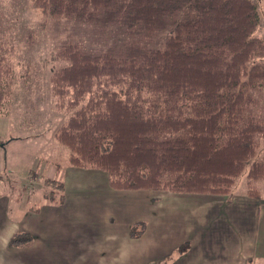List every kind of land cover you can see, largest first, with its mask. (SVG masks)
Here are the masks:
<instances>
[{"label": "trees", "instance_id": "1", "mask_svg": "<svg viewBox=\"0 0 264 264\" xmlns=\"http://www.w3.org/2000/svg\"><path fill=\"white\" fill-rule=\"evenodd\" d=\"M34 1L45 15L101 34L120 25L137 39L118 54L60 50L68 66L52 73L51 93L70 116L55 138L71 166L107 173L116 191L228 196L254 160L248 193L259 197L252 184L264 178L255 159L264 122L252 107L264 87V40L255 36L254 0ZM156 31L169 33L163 47L144 46ZM12 54L0 46V114L13 92ZM45 183L64 190L62 180ZM145 229L134 224L130 237ZM32 243L28 232L10 240L11 247Z\"/></svg>", "mask_w": 264, "mask_h": 264}, {"label": "rangeland", "instance_id": "2", "mask_svg": "<svg viewBox=\"0 0 264 264\" xmlns=\"http://www.w3.org/2000/svg\"><path fill=\"white\" fill-rule=\"evenodd\" d=\"M254 2L260 15L255 36L264 40V0ZM154 33L143 45L163 47L169 33ZM136 40L126 35L120 25L101 34L89 23L45 15L35 6L34 0H0V46L13 50L11 61L15 70L12 95L0 114V198L6 194L11 199L12 216H17L18 205L20 211L28 212L27 226L42 238L45 253L58 259L53 264H66L60 261L65 255L72 259V264H119L109 260L112 256H126L121 264H139L153 252L150 246L167 242L170 234L175 239L179 237L181 232L176 227L180 221L184 222L189 212L188 207L183 206L187 212L179 205L190 197H199L153 190L132 193L113 190L107 173L71 166L69 150L55 138L70 116L69 112L56 108L51 93L52 73L68 66L67 61L58 56L60 50L64 46L78 45L89 55L118 54ZM254 97V115L264 122V87L254 93ZM255 159L264 163V136L257 139ZM253 161L236 179L232 188L235 194L241 195L248 190V172ZM58 167L61 168L59 176ZM48 179H59L66 184L64 207L56 204L61 194L64 195L63 190L47 185ZM252 185L264 196V178ZM161 194L159 206L155 197ZM45 203L58 208L55 211L44 209ZM33 210L38 213L43 210L42 215L35 216L30 212ZM215 210L225 221L224 213ZM146 215L150 219L153 216L162 218L149 230V241L143 242L146 245L140 243L142 239L131 241L122 236L125 232L129 235L126 220L130 216L145 219ZM214 218L212 222L217 225L203 224V231L212 232L211 236L216 238L215 233H222L226 228L223 222H217V216ZM46 220L48 223L44 228ZM180 226L184 228L183 224ZM6 230L7 224L0 216V233ZM128 240L132 242L131 246L126 242ZM34 243L24 247H32ZM184 250L185 246L180 247L176 255ZM3 258L6 262L0 264L18 263L16 258L12 262L9 255ZM25 260L27 264H34V253L28 252Z\"/></svg>", "mask_w": 264, "mask_h": 264}, {"label": "crops", "instance_id": "3", "mask_svg": "<svg viewBox=\"0 0 264 264\" xmlns=\"http://www.w3.org/2000/svg\"><path fill=\"white\" fill-rule=\"evenodd\" d=\"M0 165H2L1 161ZM59 174L60 172H58L57 176ZM125 192L132 193L134 191ZM63 193L64 200L56 202L62 207H64L67 198L66 184ZM198 196L190 197L191 199H186L179 205L182 209H186L183 206L189 208V212L186 209L188 213H186L187 216H185L184 222L180 221V225L183 224L184 228L180 225L176 227V230L179 229L181 232L179 237L175 239L174 235L170 234L167 242H162L161 244L156 242L155 246H150L153 252L148 257L140 260L139 264H264V196L260 194L258 198H253L249 195L248 190L241 195L235 194L232 190L228 196ZM155 198L158 201L157 205L160 206L162 194ZM50 205L54 204L45 203L43 207L52 211L58 208H51L49 207ZM19 208L20 205H18V209L16 208L17 216H12L14 207L11 199L6 194H2L0 198V216L6 222L7 230L0 233V262H6L3 256L9 255L13 258L12 262L16 258L18 259L17 264H27L25 256L28 252L34 253V264H53L55 261L57 262L58 259H55L53 255L45 253L43 249L44 242L39 234L27 226L26 214L28 212L20 211ZM215 208L224 213L226 216L225 221L221 220L222 215ZM203 209L206 210V213H202ZM30 212L35 213V216H40L43 210L39 213L34 210ZM215 216H217L216 220L219 224L223 222L226 231L215 233L216 238H213L211 236L212 232L203 231V224L216 226L217 223L212 222ZM153 217L150 219L146 215L144 219L130 216L126 220V231L128 230L129 235L125 232L122 236L128 237L131 241L142 239L140 243L146 245L143 242L149 241V230L157 220L161 221L162 219L160 216ZM46 222L47 220L43 224L44 228L47 226L48 222ZM139 222L145 223L147 229L140 238H131L130 229ZM22 232L31 233L35 237L34 245L28 248L11 247V238ZM129 240L126 242L131 246L132 242ZM240 240L244 241L241 242ZM182 246H185V250L182 254L178 252L179 255L177 256V250ZM125 258L127 257L112 256L109 260L121 264ZM60 261L72 264V259L68 255L63 256Z\"/></svg>", "mask_w": 264, "mask_h": 264}]
</instances>
